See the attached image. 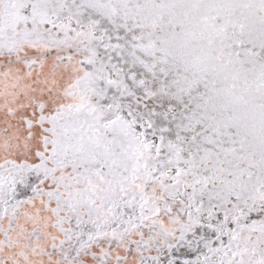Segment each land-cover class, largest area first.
<instances>
[{
    "label": "snow or ice",
    "instance_id": "6c2138e0",
    "mask_svg": "<svg viewBox=\"0 0 264 264\" xmlns=\"http://www.w3.org/2000/svg\"><path fill=\"white\" fill-rule=\"evenodd\" d=\"M0 264H264V0H0Z\"/></svg>",
    "mask_w": 264,
    "mask_h": 264
}]
</instances>
